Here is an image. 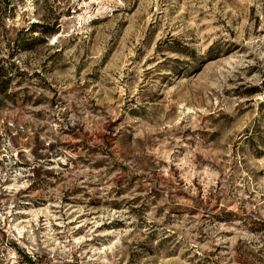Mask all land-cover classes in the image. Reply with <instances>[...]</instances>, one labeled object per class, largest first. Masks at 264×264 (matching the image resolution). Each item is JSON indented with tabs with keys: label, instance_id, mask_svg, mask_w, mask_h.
<instances>
[{
	"label": "rangeland",
	"instance_id": "rangeland-1",
	"mask_svg": "<svg viewBox=\"0 0 264 264\" xmlns=\"http://www.w3.org/2000/svg\"><path fill=\"white\" fill-rule=\"evenodd\" d=\"M0 264H264V0H0Z\"/></svg>",
	"mask_w": 264,
	"mask_h": 264
}]
</instances>
